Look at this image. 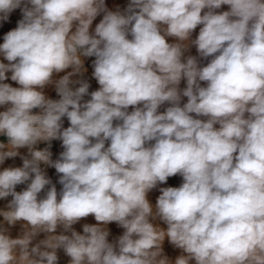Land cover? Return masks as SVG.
Instances as JSON below:
<instances>
[{
	"label": "clouds",
	"instance_id": "1",
	"mask_svg": "<svg viewBox=\"0 0 264 264\" xmlns=\"http://www.w3.org/2000/svg\"><path fill=\"white\" fill-rule=\"evenodd\" d=\"M16 9L0 43V164H23L0 171V264H58V250L68 264H264V0H0V22ZM91 57L89 92L72 77Z\"/></svg>",
	"mask_w": 264,
	"mask_h": 264
},
{
	"label": "rangeland",
	"instance_id": "2",
	"mask_svg": "<svg viewBox=\"0 0 264 264\" xmlns=\"http://www.w3.org/2000/svg\"><path fill=\"white\" fill-rule=\"evenodd\" d=\"M130 2V0H105L106 6L109 8V10L112 11H116V10H120L121 12L124 11V9L127 7L128 3ZM221 10H228V6H222ZM22 19V14L20 9H16L14 10L10 16L9 19L7 21L4 22H0V43H3V37L4 35L14 29L17 26V22ZM102 19V15L98 16L96 18V20L94 21V26L99 23V20ZM199 32V26L198 28L194 31L193 33V39H195L196 35H198ZM168 42H174L173 38H168ZM187 55H193V56H198V53L196 51V48L193 46L188 52L185 53V56ZM3 58L0 57V60H2ZM94 57L91 58H84V68L86 69V71L83 72L82 75H78V76H74L72 77L73 80H79V79H84L86 80L89 84H90V88L92 90H97L99 88L98 83L96 82V80L92 77V72H93V68H92V61L94 60ZM5 63H7V61H4ZM202 64H206L207 61L201 60ZM70 71V69H69ZM64 73H61L60 75H63ZM10 76V73L7 74ZM7 83L12 84V86H17L15 84V82L11 81L10 79L5 81ZM74 86V85H73ZM79 85L77 84V87ZM186 84L184 81L181 82L180 87L183 88L185 87ZM45 94L51 98V99H59V96L56 94L55 91V87L50 85L47 86L45 89ZM90 97H85V99H89ZM187 102V98L184 97L182 99V104ZM3 110V109H0ZM131 111V109H129ZM164 110V108L162 109V111ZM34 111H38V110H34ZM161 111V110H160ZM68 125V121L66 118H64V127H67ZM0 140H3L6 142V138L5 137H0ZM39 148H44L47 147V144L41 143L40 145H38ZM21 155H27V149L23 148L19 150ZM50 151L52 152V159L55 160L59 157L60 152L63 151V148L61 147V142L54 140L51 142V148ZM23 164L22 159L20 158V156H17L15 158H9L6 159L5 162L3 164H0V171H2L4 168L7 167H21ZM42 167H44L42 165ZM46 173L48 175V177L52 180L53 184L56 185L57 190L59 191L61 188V185L58 183V175L56 174V171L54 168H46ZM182 183V178L177 175L174 177H170L167 181L166 184L160 185V187H179L180 184ZM26 187V184L24 185H18L16 187L17 191H21ZM158 195H160L158 189H154L152 192L149 193L148 195V199L150 200V202L154 205L156 198L158 197ZM9 200L11 199V197L8 198ZM8 200H0V209L5 208L6 204H7ZM3 218L0 217V221H2ZM85 223H89V224H95L96 221L94 219V217L89 216L85 219H82L79 223H77L76 225H74L73 227L78 231L82 233V225ZM161 227H166L165 225H163L161 223ZM108 229L110 230V236H109V241L112 242L114 241L119 235H122L123 233V229L118 227L116 223H111L108 225ZM21 232V224L20 222H18L14 227H12L10 229V235L13 238H16ZM44 238V234L39 235L35 241H33V243L38 242L40 239ZM163 248H164V253L169 257L170 260H172L173 262L175 261L176 257L179 256L181 254V250L180 249H176L174 248L171 244L168 243L167 239L164 241L163 244ZM58 257H59V261L58 264H68L69 261V257H67L63 250H58Z\"/></svg>",
	"mask_w": 264,
	"mask_h": 264
},
{
	"label": "bare ground",
	"instance_id": "3",
	"mask_svg": "<svg viewBox=\"0 0 264 264\" xmlns=\"http://www.w3.org/2000/svg\"><path fill=\"white\" fill-rule=\"evenodd\" d=\"M94 22H93V25H92V28L94 29ZM193 38V37H192ZM73 87H77V85H74ZM91 91H94V90H92V89H89V92H91ZM167 105H165V106H162L160 109H159V111L161 110L162 111V109L164 108V107H166ZM131 109V108H130Z\"/></svg>",
	"mask_w": 264,
	"mask_h": 264
}]
</instances>
